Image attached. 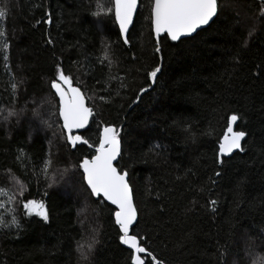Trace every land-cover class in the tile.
<instances>
[{"label":"trees","instance_id":"16d2710c","mask_svg":"<svg viewBox=\"0 0 264 264\" xmlns=\"http://www.w3.org/2000/svg\"><path fill=\"white\" fill-rule=\"evenodd\" d=\"M262 2L218 0V15L208 27L177 42L162 35V51L156 53L145 19L149 0H142L129 45L116 43L114 17L106 14L110 0H0L6 12L0 18L6 33L0 37V218L22 224L19 230L0 226V264H130V250L119 243L114 225L115 209L90 195L78 169L94 149L69 146L53 114L57 98L50 81L57 64L87 85L95 115L81 134L97 144L105 124L122 129L124 151L116 167L128 171L133 188L138 210L133 232L146 237L143 243L158 258L165 264H264ZM108 43L110 69L98 62ZM157 65L161 71L153 84L146 74ZM20 81L13 103L11 85ZM93 86L112 103L92 99ZM105 86L109 91H100ZM141 87L148 91L133 104ZM9 109L18 115L5 121ZM233 114L239 116L236 130L247 133L245 151L220 165L214 163L218 142ZM20 149L26 154L23 166L16 159ZM46 159L47 178L40 172ZM216 171L223 175L215 177ZM242 177L246 182L237 193ZM22 190L44 201L47 223L23 215ZM211 199L218 200L215 214L209 211ZM93 235L98 242L85 260L77 241L87 254Z\"/></svg>","mask_w":264,"mask_h":264},{"label":"snow or ice","instance_id":"6c2138e0","mask_svg":"<svg viewBox=\"0 0 264 264\" xmlns=\"http://www.w3.org/2000/svg\"><path fill=\"white\" fill-rule=\"evenodd\" d=\"M111 6L107 8V13L114 17V24L118 26L116 43L121 40L124 45H129L130 40L128 33L130 26L134 24V18L141 7L142 0H110ZM149 15L145 17L150 22V34H154L157 38V44L155 52L162 51L160 47V37L162 34L166 39L177 42L183 37H189L195 33L202 26L208 25L214 17L218 15L219 3L218 0H149ZM93 16H98L100 13H92ZM6 12L0 10V18H5ZM260 17H264V2L260 6ZM50 20L45 23H50ZM39 23V21H37ZM255 29H250L248 36L251 38L255 34ZM6 33L0 31V37H4ZM52 43L51 40L48 41ZM247 41H245V44ZM112 47L111 43L104 44L102 47V55L98 57V62L101 66H104L105 61L109 69L114 63L112 59ZM10 48V44L3 43V50L5 53ZM6 62L9 56L7 54L3 57ZM77 63V62H74ZM161 67L157 65L151 71L147 72V79L154 84L157 80L158 73H160ZM116 79V77L109 76L108 80ZM121 79V87H127L123 83L124 78ZM20 83H13L12 87V100L15 103L17 98V92ZM100 81H97L99 84ZM107 84V81H105ZM50 91L54 98H58V102L55 105L56 112L53 113L57 116V123L61 129L62 138L65 142L76 148L77 145H87L88 148L94 149V155L90 158L85 157L79 164L78 169L82 170V180L86 184L87 189L90 190L92 197H102L103 201H106L110 205L115 206V210L112 212L114 218L115 228L118 229V239L121 245L126 246V249L130 250L128 254V260L130 264H165V261L158 258L153 251H151L143 241L146 237L140 236L138 233L133 232L134 225L138 221V210L134 203L133 188L130 185L128 171L118 169L114 161L122 157L124 147L121 137V128H117L114 125L105 124L99 131L98 143H90L82 134H73L74 130H83L89 126L91 118L95 115L94 107L89 106L88 100L90 97L86 94L87 85L78 78H74L71 73H66L61 64L56 65V74L50 81ZM92 99H98L101 104L112 103L111 96L98 95L95 86L92 88ZM102 92H108L109 89L105 86L100 89ZM148 91V88L141 87L136 95L133 104L138 103L142 98V95ZM116 95L119 96L120 92L117 91ZM2 111V109H0ZM34 115H39V110L34 109ZM18 113L14 109H9L6 116L3 119L7 121L10 117L17 116ZM239 116L236 114L231 115L227 121V128L224 130L223 136L218 142V152L214 163L224 165L228 162L225 158H231L234 151L244 152L245 148L242 145V141L245 140L247 133L243 130H234V125L238 121ZM62 121V123H60ZM47 123V122H45ZM52 127V124H48ZM187 131V129H185ZM66 134V136L64 135ZM158 147V145H157ZM23 149L19 150V155L16 157L17 161L21 162L23 166V158L25 157ZM51 167V160L46 159L44 161V167L40 169V172L47 178V173ZM10 171V170H9ZM39 175L40 173H33ZM223 175L222 171L214 172V176L219 178ZM211 183L215 185L217 180L210 178ZM246 178H241L235 185V191L239 193L244 184ZM52 183H55V178H52ZM51 186V184L49 185ZM203 191V189H201ZM211 191V189H209ZM2 194L7 195L6 192ZM21 197L24 199L21 202V208L23 215L27 218L38 217L43 222L49 221V212L43 200H37L35 198H27L24 191L20 192ZM195 203V201H194ZM209 211L215 214L217 209L218 200L211 199L208 202ZM0 226L2 227H15L21 229L22 224L16 218H13L11 224H6L2 218H0ZM96 230L93 229V232ZM188 238H191V234H187ZM95 235L92 236L91 243L88 244L87 254L83 251L84 245L77 241V251L81 253L83 259H88L95 244ZM223 257L224 253H220Z\"/></svg>","mask_w":264,"mask_h":264},{"label":"water","instance_id":"95a60500","mask_svg":"<svg viewBox=\"0 0 264 264\" xmlns=\"http://www.w3.org/2000/svg\"><path fill=\"white\" fill-rule=\"evenodd\" d=\"M215 18V17H214ZM214 18H213V20H214ZM212 20V21H213ZM212 21H210V23L208 24V25H205V26H202V28H200V29H198L195 33H193L191 36H189V37H192V36H194L197 32H199L200 30H202V29H205L206 27H208L210 24H211V22ZM131 27L132 26H130V29H131ZM117 29H118V26H117ZM163 35V34H162ZM153 36H154V34H153ZM189 37H183L182 39H186V38H189ZM154 38H155V41L157 42V38L154 36ZM181 39V40H182ZM57 102H58V98H57ZM91 121V120H90ZM60 123H62V121L60 122ZM90 124V123H89ZM89 127V126H88ZM88 127L86 128V129H83V130H74V133L73 134H81V133H83V132H85L87 129H88ZM234 130H236V124L234 125ZM237 131V130H236ZM65 136H66V134H65ZM243 142L244 141H242V145H243ZM69 145V144H68ZM69 146H71V145H69ZM80 146V145H79ZM238 152H240V151H234V153L232 154V156L234 155V154H236V153H238ZM231 156V157H232ZM225 159H228V157H226ZM118 160H119V158H118ZM118 160L117 161H114V164H115V166H116V164H117V162H118ZM85 186H86V184H85ZM86 188H87V186H86ZM89 192H90V190H88ZM94 199H97L98 197H93ZM100 198H102V197H100ZM106 204H108L109 206H111L113 209H115V206H113V205H110L109 203H107L106 201H104ZM135 226V225H134ZM123 247H125L126 248V246H124V245H122Z\"/></svg>","mask_w":264,"mask_h":264}]
</instances>
